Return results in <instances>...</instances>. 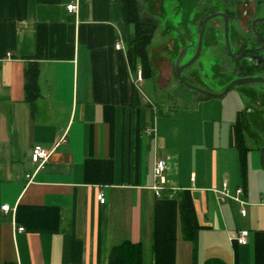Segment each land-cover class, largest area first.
Here are the masks:
<instances>
[{
  "label": "crops",
  "instance_id": "0c3cea01",
  "mask_svg": "<svg viewBox=\"0 0 264 264\" xmlns=\"http://www.w3.org/2000/svg\"><path fill=\"white\" fill-rule=\"evenodd\" d=\"M69 1L0 0V264H107L124 241L142 245L143 264H264V164L251 147L243 178L239 102L165 94L176 86L174 47L149 51L155 72L139 82L122 0H80L76 13ZM30 62L39 70L33 106ZM248 89L258 101L263 91ZM35 145L51 152L28 179ZM158 159L168 165L161 195L152 188ZM224 181L232 194L243 189V206L214 192ZM241 229L245 244L230 239Z\"/></svg>",
  "mask_w": 264,
  "mask_h": 264
},
{
  "label": "rangeland",
  "instance_id": "374dc122",
  "mask_svg": "<svg viewBox=\"0 0 264 264\" xmlns=\"http://www.w3.org/2000/svg\"><path fill=\"white\" fill-rule=\"evenodd\" d=\"M141 7V15H150L152 13L158 19L159 25L154 33L152 44L150 46L151 58L155 55L158 56V52L165 54V48L167 50H173V58L177 55L178 50L184 44V37L182 33L179 34L177 25H185L187 17L198 11L193 3H188L186 0H138ZM243 19V23H244ZM244 25V24H243ZM182 27V25H181ZM237 29L244 35L249 36L250 33L241 30L242 27L239 24ZM222 34V32H221ZM220 37L221 43L224 41L223 34ZM232 39H236V35L232 34ZM173 39H177L175 42ZM197 40L198 37H195ZM171 41V42H170ZM175 43V46H174ZM233 52L237 49L232 48ZM219 50H214L212 48H204L202 55L199 60L191 67H188L182 71V77L185 78L192 84L202 86L212 91H221L224 89L225 85L235 76H239V73L234 69L236 64L233 63L234 59L228 58V56L223 53H219ZM191 54H187L183 61H186ZM212 61H219L221 65L213 66ZM230 61V64L224 62ZM174 81H176V86L169 87L167 91L165 88V94H186L187 97L183 100L189 98L192 95L196 96V92L185 86L179 81L175 75ZM254 88L258 92V101L255 100L253 95L249 93L248 88ZM175 95V96H178ZM174 96V97H175ZM223 96L232 98L233 101L239 102V108L243 111L249 112L250 109L256 108L257 112L254 115L247 114L246 119L248 120V131L251 135H247V144L251 147H256L258 141L254 136H259L264 138V84L262 83H251V84H241L237 85ZM161 101L163 97L160 98ZM256 150V149H255ZM258 151V150H257ZM259 159L262 162L260 151L257 152Z\"/></svg>",
  "mask_w": 264,
  "mask_h": 264
},
{
  "label": "trees",
  "instance_id": "16d2710c",
  "mask_svg": "<svg viewBox=\"0 0 264 264\" xmlns=\"http://www.w3.org/2000/svg\"><path fill=\"white\" fill-rule=\"evenodd\" d=\"M122 3V23L130 28L128 32L125 31L123 33L129 63L135 71H137V67L140 65L142 78H150L154 75L155 71L149 58V46L159 25L158 19L152 13L150 15H141V7L138 0H122ZM254 68L252 65H244L240 68L239 75L254 74ZM38 72V65L36 63H28L25 71V90L26 100L31 106L35 104L39 96ZM200 96L207 98V96L201 94ZM255 113L254 111H239L236 120L237 150L239 152L241 172L245 179L247 174V157L251 149V146L247 144V135L251 134L248 131L246 115H254ZM254 137L258 141L256 148L260 150L264 144V138L257 135ZM180 213L185 236L192 237L195 228L193 227L189 212L183 200L180 201ZM107 264H143L142 245L140 243L124 241L112 246Z\"/></svg>",
  "mask_w": 264,
  "mask_h": 264
},
{
  "label": "flooded vegetation",
  "instance_id": "af4514ba",
  "mask_svg": "<svg viewBox=\"0 0 264 264\" xmlns=\"http://www.w3.org/2000/svg\"><path fill=\"white\" fill-rule=\"evenodd\" d=\"M188 3H193L195 7H198L197 12L191 13L187 17V21H185V38H184V44L181 46L180 50H178V53L183 51V49H188L193 53L197 47L198 39L196 40L195 37H198L199 32L201 30V27L203 25V20L213 14L218 13H225L229 16L230 19V33L236 35L238 37V42L235 41V39L231 38V45L232 48L234 47L237 49L236 52H234L233 56V63L236 64L235 70L237 73L240 74V68L244 65H252L255 63L254 61L250 62L247 59V56L254 55V52L248 53L245 52L249 44L251 43V46H257L258 44L255 43V40L251 38L253 35L252 32V25L251 21L255 17V15L258 12V7L264 3V0H242L243 2H240V0H186ZM240 4H242L240 6ZM156 17V16H155ZM157 18V17H156ZM243 19H244V25H243ZM241 25L243 31L249 32L250 35L246 36L245 34H239L240 31L237 29L238 25ZM181 25L180 23L177 25L176 28ZM259 31L261 33H264V23L260 22L258 24ZM221 32L224 37V19L221 16H218L216 18L211 19L206 26L205 31V38H204V44L203 48H212L214 50H219V53H223L224 55L228 56V50L225 45V42L221 43L220 37H222ZM225 40V37H224ZM177 42V39L176 41ZM255 43V44H254ZM213 44V45H210ZM175 46V43H174ZM243 54V57L241 59H238L237 56ZM228 58L232 59L230 56ZM211 63L213 66H219L221 65V62L212 61ZM226 64L230 63V61L224 62ZM219 64V65H218ZM255 71L254 73H260L264 75V60L261 61L260 65L258 67L254 66Z\"/></svg>",
  "mask_w": 264,
  "mask_h": 264
},
{
  "label": "water",
  "instance_id": "95a60500",
  "mask_svg": "<svg viewBox=\"0 0 264 264\" xmlns=\"http://www.w3.org/2000/svg\"><path fill=\"white\" fill-rule=\"evenodd\" d=\"M218 16H221L224 19V32H225L224 42H225V45L227 47L229 56L231 58H233L234 52L232 50L231 38H230L231 33H230L229 28H230L231 23H230L229 16L225 13H218V14L210 15L203 20V25H202L201 30H200L199 35H198V42H197L198 44H197L195 51H193V53H191V51L184 48L183 51L178 53V55H176L174 58V71L176 72V75H177L179 81L182 82L188 88L195 91L197 94H201V95H204L207 97H221L224 94H226L228 92V90H230L231 88H233L237 85H241V84H251V83H262V84H264V75H262L260 73H254L251 75H239V76H235L231 80H229L228 83L225 85L223 90L212 91V90H209V89L204 88L202 86L192 84L189 81H187L185 78L182 77V71L188 67L193 66L199 60L200 56L202 55V52L204 49L203 44H204L205 31H206L207 23L211 19L216 18ZM260 22L264 23V3L258 7V12L251 21L252 32L254 35L251 38H253L255 40V43H257L258 45L257 46H251V43H250L249 46L247 47V49L245 50V52H248V53H251V52L255 53L254 55L247 56V59L250 62L254 61L255 63L253 65L256 67H258L260 65L261 61L264 60V33H261L258 30L259 29L258 24ZM181 25H182V27H181ZM181 25H179L180 27L178 28V32H179V34L182 33V35H183L182 37L185 38V25H183V24H181ZM239 34H242V33L240 32ZM210 45H213V44H210ZM189 53L191 54V56L186 61H183L184 57ZM243 54L244 53L237 56V58L241 59L243 57ZM260 155H261L262 162L264 164V144L260 148Z\"/></svg>",
  "mask_w": 264,
  "mask_h": 264
},
{
  "label": "built area",
  "instance_id": "2783aa9c",
  "mask_svg": "<svg viewBox=\"0 0 264 264\" xmlns=\"http://www.w3.org/2000/svg\"><path fill=\"white\" fill-rule=\"evenodd\" d=\"M80 0H70L69 3H67V10L71 13H76L79 7ZM117 49H122L124 47L123 44V38L120 37L118 42L115 44ZM137 80L140 82L142 81V75H141V70L137 72ZM49 150L45 149L41 145H35L32 153H31V160L33 163L37 164L36 169L32 173H28L26 177L28 179H31L34 175V173L40 169L45 161L48 159L50 155ZM167 160L166 159H158L153 168V173H154V184L152 185V188L155 190L157 195H161V191L164 188V185L166 184V177H165V171L167 169ZM243 189L240 187L237 189L236 194H232L230 192V189L228 188V184L226 181L223 182V186L221 189H214V192L219 195L222 199H233L235 201H238L242 206L245 204V201H243L239 194L242 193ZM97 198L100 202H104L105 198L102 193L97 195ZM264 201V200H263ZM3 210H8L9 205H3L2 206ZM241 214L245 215L246 211L244 207L241 208ZM19 230H23V227H19ZM248 235H249V230L248 229H241L238 231L237 235H231L230 239L236 240L238 243L245 244L248 241Z\"/></svg>",
  "mask_w": 264,
  "mask_h": 264
}]
</instances>
